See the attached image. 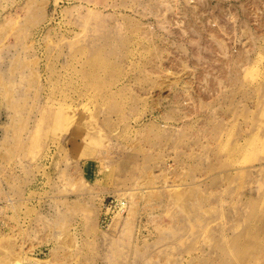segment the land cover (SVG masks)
Here are the masks:
<instances>
[{
    "label": "rangeland",
    "instance_id": "rangeland-1",
    "mask_svg": "<svg viewBox=\"0 0 264 264\" xmlns=\"http://www.w3.org/2000/svg\"><path fill=\"white\" fill-rule=\"evenodd\" d=\"M0 203V264H264V0H0Z\"/></svg>",
    "mask_w": 264,
    "mask_h": 264
},
{
    "label": "built area",
    "instance_id": "built-area-1",
    "mask_svg": "<svg viewBox=\"0 0 264 264\" xmlns=\"http://www.w3.org/2000/svg\"><path fill=\"white\" fill-rule=\"evenodd\" d=\"M126 202L125 201H119L118 199H112L109 202H106V204L104 205V209L106 210V216H113L115 214V212H125L126 209ZM3 205L0 203V222H1V218H2V214H4V210H3ZM3 210V211H2ZM105 220H107V217L105 218ZM104 223V221H103ZM1 227L2 225L0 224V231H1Z\"/></svg>",
    "mask_w": 264,
    "mask_h": 264
},
{
    "label": "bare ground",
    "instance_id": "bare-ground-1",
    "mask_svg": "<svg viewBox=\"0 0 264 264\" xmlns=\"http://www.w3.org/2000/svg\"><path fill=\"white\" fill-rule=\"evenodd\" d=\"M133 195H134V193H133ZM118 200L119 201H125V198H118ZM125 204H126L125 212L124 213H122V212H115V214L113 215L114 217L122 218V215H124L127 212V202Z\"/></svg>",
    "mask_w": 264,
    "mask_h": 264
}]
</instances>
